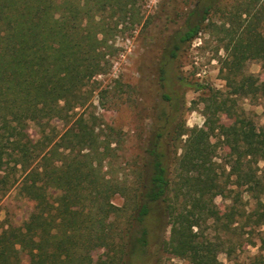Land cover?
<instances>
[{"label": "trees", "instance_id": "16d2710c", "mask_svg": "<svg viewBox=\"0 0 264 264\" xmlns=\"http://www.w3.org/2000/svg\"><path fill=\"white\" fill-rule=\"evenodd\" d=\"M141 1L0 0V182L13 175L33 203L21 224L0 225V264H223L221 252L264 264V129L236 107L264 98V78L245 69L264 67V0H162L150 22ZM149 25L160 102L124 159L120 130L92 98L109 92L97 77L117 34ZM201 33L223 50L224 89L183 73ZM187 89L202 92L200 126L180 120ZM247 246L257 252L242 257Z\"/></svg>", "mask_w": 264, "mask_h": 264}, {"label": "rangeland", "instance_id": "374dc122", "mask_svg": "<svg viewBox=\"0 0 264 264\" xmlns=\"http://www.w3.org/2000/svg\"><path fill=\"white\" fill-rule=\"evenodd\" d=\"M141 11L144 18L150 22L158 13L162 0H142ZM149 29V30H148ZM153 27L135 29L125 33H119L115 37L114 46L118 48L112 66L107 74L97 77L100 88L108 89L107 97L100 98L95 92L92 101L94 110L106 122L113 124L120 130L122 148L120 153L125 155L124 159L130 157L138 149L140 138L145 135L149 125V120L144 119V113H151L153 106L157 107L159 101V91L157 85V74L153 69V60L157 53V48L152 43L155 35H147L146 31L153 33ZM169 32L172 28H164ZM156 40V39H154ZM217 37L208 33H201L194 39L189 47L184 51L180 59L183 73L192 81H197L202 85L215 89H224V81L219 72V56L223 55V50L218 49ZM246 72L252 73L259 78H264V67L260 61L249 60L246 63ZM201 90L187 89L184 98V107L180 120L185 121L187 127L200 126L204 117L201 112L202 103ZM236 107L244 111L258 128L264 129V98L237 99ZM83 109L77 108L81 112ZM225 123L229 119L225 115L221 116ZM57 129H62L64 124L60 120L52 121ZM29 132L35 136V129L30 128ZM213 137L212 140H216ZM227 149L218 146L215 160L223 161ZM260 166L262 163L259 164ZM5 173L0 171V177ZM16 177H20L19 174ZM13 175L9 176V182H0V225H18L28 216L32 209V201L27 200L17 192V183L13 181ZM264 200V195H263ZM114 203L121 205L122 197L116 195ZM219 206H224L226 200L216 197ZM100 251H94L97 255ZM257 252L256 246H247L242 251V257L252 255ZM219 260L223 264H234V260H228L221 252L218 254ZM166 264H190L186 260L171 258L166 260Z\"/></svg>", "mask_w": 264, "mask_h": 264}]
</instances>
